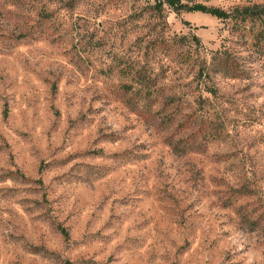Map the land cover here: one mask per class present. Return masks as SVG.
Returning <instances> with one entry per match:
<instances>
[{
    "label": "rangeland",
    "instance_id": "1",
    "mask_svg": "<svg viewBox=\"0 0 264 264\" xmlns=\"http://www.w3.org/2000/svg\"><path fill=\"white\" fill-rule=\"evenodd\" d=\"M158 3L0 0V264H264L261 24Z\"/></svg>",
    "mask_w": 264,
    "mask_h": 264
},
{
    "label": "trees",
    "instance_id": "2",
    "mask_svg": "<svg viewBox=\"0 0 264 264\" xmlns=\"http://www.w3.org/2000/svg\"><path fill=\"white\" fill-rule=\"evenodd\" d=\"M167 6L175 12H201L211 14L220 20H231L235 22V28L238 31H246L247 26L251 22H260L261 29L256 33V44H264V5L254 7L236 8L232 11H227L217 7H209L203 3L189 4L183 0H159L157 8L162 11ZM195 40L198 44L201 43L197 36ZM225 70L232 69L229 64L225 65ZM228 72V71H227ZM228 74V73H227ZM213 96H217V89L211 88L207 90Z\"/></svg>",
    "mask_w": 264,
    "mask_h": 264
}]
</instances>
